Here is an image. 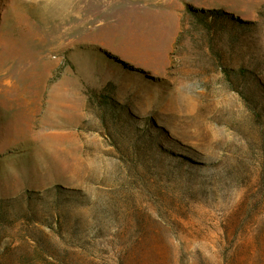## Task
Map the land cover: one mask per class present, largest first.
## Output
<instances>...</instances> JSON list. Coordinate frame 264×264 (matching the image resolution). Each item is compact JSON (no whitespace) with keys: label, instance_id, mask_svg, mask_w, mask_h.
Returning a JSON list of instances; mask_svg holds the SVG:
<instances>
[{"label":"rangeland","instance_id":"374dc122","mask_svg":"<svg viewBox=\"0 0 264 264\" xmlns=\"http://www.w3.org/2000/svg\"><path fill=\"white\" fill-rule=\"evenodd\" d=\"M0 264H264V0H0Z\"/></svg>","mask_w":264,"mask_h":264}]
</instances>
